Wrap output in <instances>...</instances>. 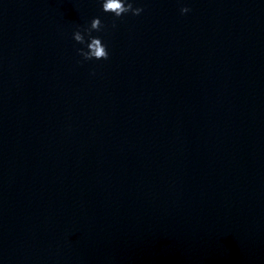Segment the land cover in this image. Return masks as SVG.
Returning a JSON list of instances; mask_svg holds the SVG:
<instances>
[{
  "label": "water",
  "instance_id": "water-1",
  "mask_svg": "<svg viewBox=\"0 0 264 264\" xmlns=\"http://www.w3.org/2000/svg\"><path fill=\"white\" fill-rule=\"evenodd\" d=\"M137 4L0 0V264H264V0Z\"/></svg>",
  "mask_w": 264,
  "mask_h": 264
},
{
  "label": "clouds",
  "instance_id": "clouds-1",
  "mask_svg": "<svg viewBox=\"0 0 264 264\" xmlns=\"http://www.w3.org/2000/svg\"><path fill=\"white\" fill-rule=\"evenodd\" d=\"M99 2L102 12L111 13L115 17L127 13L139 15L143 11L142 5L134 6L135 0H99ZM189 10L186 4L180 8L181 13H187ZM102 29V21L97 16L93 17L87 26L83 28L77 26L72 32L73 40L81 45V47L76 48V53L81 58L79 62L107 60L109 58L108 45L103 42L101 36L92 35L94 31L99 32Z\"/></svg>",
  "mask_w": 264,
  "mask_h": 264
}]
</instances>
